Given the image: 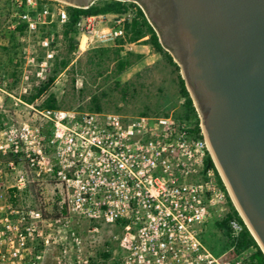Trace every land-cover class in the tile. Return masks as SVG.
<instances>
[{
    "label": "built area",
    "instance_id": "2783aa9c",
    "mask_svg": "<svg viewBox=\"0 0 264 264\" xmlns=\"http://www.w3.org/2000/svg\"><path fill=\"white\" fill-rule=\"evenodd\" d=\"M9 1L15 11L8 28L20 40L34 36L23 51L36 77L45 80L69 4ZM107 15L78 18L76 53L124 36L130 11L102 25ZM25 104L35 123L0 121V264H43L42 253L30 255L37 238L44 245L59 244L64 258L73 254V264H245V252L229 255L231 246L217 255L201 239L205 223L227 207L214 169L205 168L209 147L202 129L200 137L191 121L172 112L128 116ZM28 174L54 186L50 197L47 187L38 189L42 205L59 214L55 232L43 234L40 225L48 218L41 207L21 202L30 186ZM71 212L88 223L92 235L98 223L120 226L111 236L118 254L102 258L83 251L82 237L69 224ZM230 227L235 236L239 225L231 220Z\"/></svg>",
    "mask_w": 264,
    "mask_h": 264
},
{
    "label": "water",
    "instance_id": "95a60500",
    "mask_svg": "<svg viewBox=\"0 0 264 264\" xmlns=\"http://www.w3.org/2000/svg\"><path fill=\"white\" fill-rule=\"evenodd\" d=\"M135 1L177 61L218 173L264 252V0Z\"/></svg>",
    "mask_w": 264,
    "mask_h": 264
},
{
    "label": "trees",
    "instance_id": "16d2710c",
    "mask_svg": "<svg viewBox=\"0 0 264 264\" xmlns=\"http://www.w3.org/2000/svg\"><path fill=\"white\" fill-rule=\"evenodd\" d=\"M66 9L68 19L58 33V36L65 42V53L62 56L56 54L46 79L36 85L29 94L22 95L25 102L32 103L45 95L41 102L37 104V108H65L56 95L49 90L56 77L61 73H65L69 76L73 94L77 93L81 100L86 99L84 106H80L79 109L84 108L86 111L103 112L106 102L112 100L115 112L118 113L121 111L118 103H127L129 98L135 97L138 90L145 84L147 72L152 70V66H145L137 71L132 79L123 82L119 79L120 74L139 62L143 57L142 53L131 50L126 45L141 43L149 46L154 53L159 55V60H163L172 68L175 74L176 93L172 97L163 93L159 96V100L155 104L156 107L152 108L145 103L138 114L166 115L172 112L176 117L191 121L194 125L193 131L202 137L199 114L185 86L180 67L172 54L161 44L156 30L149 22L144 10L137 3L123 0H96L87 7L68 5ZM128 11L131 15L124 22L125 33L123 37L116 39L112 45H101L88 49L84 62L74 57L78 43V31L75 23L81 15L123 14ZM8 34L9 48L14 55L15 49L20 47V44L15 37L14 30H9ZM9 61H12V58H9ZM76 76H79L82 80V87L77 90L75 88ZM88 81L97 84L96 90L86 91ZM101 84H106V87L100 89ZM113 92H116L119 96L111 98ZM180 99L182 100L180 101ZM158 108L160 112H158ZM45 133L48 135L50 131L45 129ZM208 167L214 169L217 182L226 195V211L214 221V226L222 236V249L233 246V249L228 253L229 255L245 252L247 253L244 260L245 264H264V252L240 216L235 207L236 205L233 204L228 194L229 191H227L212 157L207 152L205 168ZM56 212L54 207L53 214L55 217L58 215ZM231 220L236 221L239 225V230L235 236L231 234ZM109 253L110 251H105L102 254L106 256Z\"/></svg>",
    "mask_w": 264,
    "mask_h": 264
},
{
    "label": "rangeland",
    "instance_id": "374dc122",
    "mask_svg": "<svg viewBox=\"0 0 264 264\" xmlns=\"http://www.w3.org/2000/svg\"><path fill=\"white\" fill-rule=\"evenodd\" d=\"M59 1L65 3L61 0ZM126 1L135 2L134 0ZM14 11L15 8H13L9 0H0V87L14 96V98L10 97L0 91V121L1 123L12 121H28L35 123L36 116L33 114L34 112L32 108L25 104L27 102L22 99V95L29 94L36 85L44 80L36 77L35 67L30 63V61L26 60L25 53L23 51V46H26V43L30 45L34 43V36H30L28 38V36L25 35L23 40H20L17 36H15L18 43L20 44V47L15 49L16 51L14 55L9 48L8 33L11 29L8 28V25L12 20L11 16ZM113 15L114 14L109 13L102 20L101 24H110L114 18ZM59 42L60 45L57 54L62 56L65 53L66 47L64 40L60 36ZM126 47L136 52L142 53L143 57L139 62L119 75V79L122 82L132 79L135 73L141 70L143 67L152 66V70L147 72L145 84L138 90V94L135 97L129 98L127 103H118V106L121 107V111L118 113L122 115L134 116L138 114L145 103L149 104L153 108L157 100H159V96H161L163 93L168 94L170 97L174 96L176 93V82L175 74L172 71V68L163 60H159V55L154 53L149 46L141 43H133L126 45ZM86 56L87 50L80 54L74 52V57L79 58L82 60V62L86 60ZM9 58H12V61H9ZM52 61L53 60L50 62L48 74L52 68ZM24 75H27V77ZM96 85L97 84H92L90 81H88L86 83V91L96 90ZM81 87L82 80L79 76H76L75 88L77 90ZM105 87L106 84H101L100 89ZM24 89H26L25 93L23 92ZM49 90L56 95L61 105L65 107L62 109L70 108L69 110L86 111L84 108L79 109L80 106H84L86 99L81 100L80 97L77 96V93L73 94L69 76H67L65 73H61L56 77ZM112 94L113 95L110 96L111 98L119 96L116 92H113ZM44 96L45 95L35 100L33 102V106L36 107ZM18 97L22 102L18 101L15 103L16 98ZM158 110L157 111L160 112L159 108ZM103 112H115L112 100L106 102ZM28 175L30 186L23 194L24 198H22L23 200L21 202L23 205L41 207L43 216L49 219L40 225L43 234H46L49 231L55 232L60 221L58 218L59 214L56 212L58 215L55 217L53 214L54 207L50 208L44 207L42 205V198L40 197L38 189L40 186L47 187L49 192L46 194V197H50V192H52V188L54 186L46 180L41 182L40 180H36V177L31 176L30 174ZM225 211L226 209L221 212H215L203 226V231L201 234L203 244L217 255L222 254L226 249H222V236L214 226V221L220 218ZM69 217L70 227L76 230V233L80 236V238L82 237L83 251L90 249L98 254V256L100 254V257L102 258H106L108 256H104L102 254L105 251H110L109 255L112 252H118V247L116 243L112 241L111 236L112 234L120 233V226L98 223V231L92 235V233L87 230L88 223L82 219L81 216L71 212ZM30 244V255L42 253L44 255L43 264H64L63 262H65V264H73L74 255L70 253L71 256L69 258H64L62 256V248L57 243H49L44 245V242L40 238H37L36 241Z\"/></svg>",
    "mask_w": 264,
    "mask_h": 264
},
{
    "label": "bare ground",
    "instance_id": "6f19581e",
    "mask_svg": "<svg viewBox=\"0 0 264 264\" xmlns=\"http://www.w3.org/2000/svg\"><path fill=\"white\" fill-rule=\"evenodd\" d=\"M228 191H229V194H230V196H231V198H232V200H233L234 204L236 205L237 209H238V210H239V212L242 214V212H241L240 208L238 207V205H237V203H236V201H235V199H234V197H233V195H232L231 191L229 190V188H228Z\"/></svg>",
    "mask_w": 264,
    "mask_h": 264
},
{
    "label": "flooded vegetation",
    "instance_id": "af4514ba",
    "mask_svg": "<svg viewBox=\"0 0 264 264\" xmlns=\"http://www.w3.org/2000/svg\"><path fill=\"white\" fill-rule=\"evenodd\" d=\"M94 1H96V0H92V3L94 2ZM123 1H126V0H123ZM135 1V0H134ZM138 5H139V3L137 2V1H135ZM66 3V2H65ZM68 4V3H67ZM70 5V4H69ZM72 6V5H71ZM140 6V5H139ZM141 7V6H140ZM142 8V7H141Z\"/></svg>",
    "mask_w": 264,
    "mask_h": 264
}]
</instances>
